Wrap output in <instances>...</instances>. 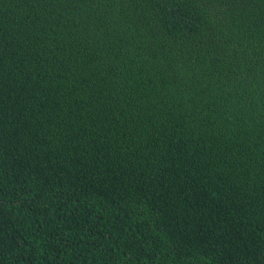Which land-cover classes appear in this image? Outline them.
Segmentation results:
<instances>
[{"label":"trees","instance_id":"trees-1","mask_svg":"<svg viewBox=\"0 0 264 264\" xmlns=\"http://www.w3.org/2000/svg\"><path fill=\"white\" fill-rule=\"evenodd\" d=\"M0 264H264V0H0Z\"/></svg>","mask_w":264,"mask_h":264}]
</instances>
